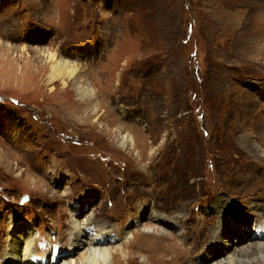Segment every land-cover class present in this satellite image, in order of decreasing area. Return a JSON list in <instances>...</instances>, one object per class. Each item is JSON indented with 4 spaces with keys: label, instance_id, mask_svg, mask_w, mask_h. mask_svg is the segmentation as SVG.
Here are the masks:
<instances>
[{
    "label": "rangeland",
    "instance_id": "rangeland-1",
    "mask_svg": "<svg viewBox=\"0 0 264 264\" xmlns=\"http://www.w3.org/2000/svg\"><path fill=\"white\" fill-rule=\"evenodd\" d=\"M49 52L78 78L50 83ZM0 153V264L11 222L60 262L88 248L73 218L123 245L115 264H143L153 229L206 264L208 231L237 235L229 254L264 241V0H0Z\"/></svg>",
    "mask_w": 264,
    "mask_h": 264
},
{
    "label": "bare ground",
    "instance_id": "bare-ground-1",
    "mask_svg": "<svg viewBox=\"0 0 264 264\" xmlns=\"http://www.w3.org/2000/svg\"><path fill=\"white\" fill-rule=\"evenodd\" d=\"M48 55L50 62L53 61L52 71L50 74V83L54 82L55 78L64 75L67 78H71V79L78 78V76L80 75L79 73L80 65H78V63H73L69 61L67 58L66 59L58 58V56L56 57L55 53L49 52ZM76 86L82 98L89 97L88 100L89 99L91 100V89L88 86L84 87L83 85H77V84ZM119 141L121 147H125L129 144L130 145L132 144V140L128 135L121 136ZM254 207L257 208L258 212L262 210L264 213V204L256 203L254 204ZM156 221L159 224H162V222L159 220V217H156ZM71 222L73 224L71 231L72 234L70 233L72 236L70 241L68 242L71 255L74 254L76 249H78L83 245H88V248L84 252L81 263L80 262L78 263L76 259H72L70 261H64V262L58 261L56 264H108L109 259L112 262L111 264H115L117 263L118 260H120L119 257L115 256L114 251H122L120 254H118V256L124 254L122 249L123 245L116 243L118 246H116L115 248H110L108 247V245H106L107 247L101 246L103 244L102 243L103 239L104 238L108 239L110 236L108 234L109 233L108 231H105L102 228L97 229L95 230L96 234L94 236H89L85 228L87 227L90 221L79 222L73 218ZM262 227L264 228V226ZM156 230L158 229H153L152 232L150 231L146 232L145 236L148 237L149 240L151 241L146 246L142 247V251L145 253V256L147 258L143 264H206L205 261L202 262L200 260L201 262H198L191 259L190 260L186 259L188 251L191 256L192 251L195 250L196 247L189 248L188 250L185 241H182V243H176L177 236L175 234L173 235L168 231L160 233ZM208 233H207V237L209 238V240L215 241L213 245H211V249L218 250L220 248L218 250V253L214 254V256L211 255L209 256V254L207 253L204 254V258H206L210 264H238L239 262H249L250 259H252L253 261L252 263L256 262L255 264H257L259 261H261V264H264V241H256L253 246L246 247L245 249L240 250L239 253L237 254L236 252L229 254L230 249L234 246V243L232 242L231 238L233 236L237 237V235L229 234L227 235V237H224L221 234V232L217 229L210 232L208 231ZM6 234H7L6 239L8 245H7V251L3 253V258L5 259L6 262L5 264H40V262H36V263L31 262V259H34L36 257L35 256L36 246L34 247L33 245L34 231L33 229L30 228V226L26 224L25 226L22 225L19 228L18 225H14L13 222H11V224L7 225ZM133 234L134 233H130L129 236ZM179 248L182 249V252L180 251ZM220 254H228V255L223 260L222 259L216 260L215 258L217 256H220ZM47 264H53V263H47Z\"/></svg>",
    "mask_w": 264,
    "mask_h": 264
}]
</instances>
